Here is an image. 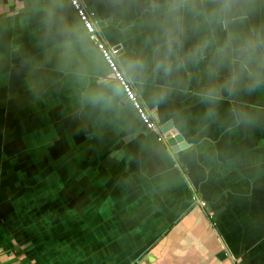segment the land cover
Listing matches in <instances>:
<instances>
[{"label":"crops","instance_id":"1","mask_svg":"<svg viewBox=\"0 0 264 264\" xmlns=\"http://www.w3.org/2000/svg\"><path fill=\"white\" fill-rule=\"evenodd\" d=\"M80 1L185 147L143 131L67 0H0V264H264V84L229 89L216 54L264 26V0L227 25L222 0Z\"/></svg>","mask_w":264,"mask_h":264},{"label":"clouds","instance_id":"2","mask_svg":"<svg viewBox=\"0 0 264 264\" xmlns=\"http://www.w3.org/2000/svg\"><path fill=\"white\" fill-rule=\"evenodd\" d=\"M234 0H222L220 7L215 15L219 16L222 22L227 23L236 16L234 11ZM181 4L173 6L171 11L176 13ZM243 19V17H241ZM173 41L180 43L178 36H172L169 40V51ZM208 47L207 41L202 42L190 53L194 59L203 58L204 52ZM216 54L222 61H229L238 64L227 81V86L231 89L237 85L243 76L247 77L246 86L250 89L264 84V26L252 28L246 35L239 33H229L223 43L216 49ZM142 67V61L129 60L125 63L123 72L125 77H134L137 71ZM165 70H171V64L165 65ZM115 95H119L121 88L118 82H111L108 85ZM205 95L209 98H216L218 89L209 87Z\"/></svg>","mask_w":264,"mask_h":264},{"label":"built area","instance_id":"3","mask_svg":"<svg viewBox=\"0 0 264 264\" xmlns=\"http://www.w3.org/2000/svg\"><path fill=\"white\" fill-rule=\"evenodd\" d=\"M67 1L70 3L71 7L82 22L88 40L93 44L94 48L99 52L107 65L113 81L119 83L121 93L126 103L129 104L135 111L146 131L154 133L158 136V127L156 123L139 100L132 84L125 77L118 65L117 58L121 52V48L119 46H110L103 40L98 31V22L93 19V13L87 12V9L82 5L80 0ZM158 141H162L159 136Z\"/></svg>","mask_w":264,"mask_h":264},{"label":"water","instance_id":"4","mask_svg":"<svg viewBox=\"0 0 264 264\" xmlns=\"http://www.w3.org/2000/svg\"><path fill=\"white\" fill-rule=\"evenodd\" d=\"M87 12L93 13V19L98 22V17L96 14H94L93 10L91 8L87 9ZM102 25L98 22L97 27L100 28ZM126 102V101H125ZM144 132L147 133L146 129L142 128ZM158 136L161 138V142H163L164 145H166L169 154L172 156L180 148L185 147L184 144H181L183 142V138L176 130H174L172 124L169 122L167 124H164L162 127L158 128ZM199 202V201H198ZM217 257L221 260L228 258V254L226 250H222Z\"/></svg>","mask_w":264,"mask_h":264},{"label":"rangeland","instance_id":"5","mask_svg":"<svg viewBox=\"0 0 264 264\" xmlns=\"http://www.w3.org/2000/svg\"><path fill=\"white\" fill-rule=\"evenodd\" d=\"M117 226H118V227H117L118 229L122 228V226H120L119 224H117ZM118 243H119V242H118ZM134 244H135V243H134Z\"/></svg>","mask_w":264,"mask_h":264}]
</instances>
